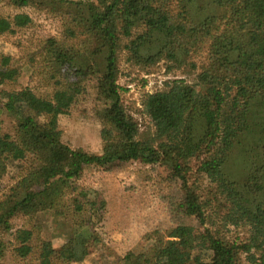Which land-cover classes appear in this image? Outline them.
Listing matches in <instances>:
<instances>
[{
	"label": "trees",
	"instance_id": "16d2710c",
	"mask_svg": "<svg viewBox=\"0 0 264 264\" xmlns=\"http://www.w3.org/2000/svg\"><path fill=\"white\" fill-rule=\"evenodd\" d=\"M3 2L58 18L84 38L69 46L51 37L28 54L45 91L16 88L20 69L0 58V84L13 87L0 91V112L15 123L13 137L0 119V180L9 168L18 173L0 196V260L10 253L13 264H264V0ZM32 23L25 12L0 15V34ZM122 60L131 74L162 66L185 77L130 103ZM61 68L71 79H61ZM89 93L101 155L71 148L59 128ZM128 162L166 165L181 193L173 213L191 223L157 228L118 256L96 231L106 199L78 182L87 169ZM44 217L70 225L61 247L41 236ZM17 220L24 227L13 232Z\"/></svg>",
	"mask_w": 264,
	"mask_h": 264
},
{
	"label": "rangeland",
	"instance_id": "374dc122",
	"mask_svg": "<svg viewBox=\"0 0 264 264\" xmlns=\"http://www.w3.org/2000/svg\"><path fill=\"white\" fill-rule=\"evenodd\" d=\"M22 12L30 14L33 23L15 35L0 34V58H13V66L20 69L16 88L20 90L29 87L37 92L45 91L46 80L28 64V54L34 51L39 43L51 37L69 46H78L84 38V32L80 28H68L58 18L47 17L32 8L16 9L6 2L0 3V15L13 16ZM160 67L148 76L135 72L131 74V70L122 60L120 83L127 88L130 103H138L145 92L162 88L165 81L185 77L181 72L167 74L165 69ZM60 70L62 80L71 79L72 75L68 69ZM2 90L12 91L13 87L0 84V91ZM95 103L96 99L92 93L81 96L71 112L60 117L59 128L64 143L71 148L101 155L102 124L95 113ZM0 119L2 132L14 137L13 119L1 112ZM17 178V171L9 168L0 180V196L13 186ZM78 184L88 191L91 198L97 191L106 199L104 220L96 226V231L104 244L118 256H123L132 248L140 247L157 228L169 229L178 223H191L181 214L173 213L172 203L181 193L170 169L164 164L128 162L115 163L108 170L90 168L85 171ZM44 220L47 224H43L41 236L51 240L55 247H61L69 237L70 225H64L66 221L63 218H49L46 221L44 217ZM14 227L13 232L24 227V222L17 220ZM12 239V236L5 237L6 241ZM0 264H13L11 254L0 260Z\"/></svg>",
	"mask_w": 264,
	"mask_h": 264
}]
</instances>
